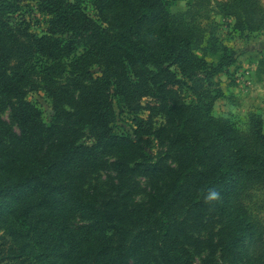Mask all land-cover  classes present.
I'll return each instance as SVG.
<instances>
[{"label": "trees", "instance_id": "1", "mask_svg": "<svg viewBox=\"0 0 264 264\" xmlns=\"http://www.w3.org/2000/svg\"><path fill=\"white\" fill-rule=\"evenodd\" d=\"M26 3L50 17L48 35L34 34L26 21L13 19ZM94 6L97 21L70 0H0V112L6 101L13 104L19 132L14 139L19 153L8 162L0 157V264H195L188 248L190 230L201 232L213 215L223 221L221 253L234 255L254 235L237 197L250 176L246 158L216 127L201 92L194 87L197 103L186 106L174 91L186 86L184 79L203 73L214 77L228 59L213 68L194 54L189 40L172 36L167 23L160 27L157 23L168 18L162 0H96ZM92 63L103 67V75L94 78L82 70L72 74V83L79 91L77 110L87 118H79L78 125L88 124L99 146L138 157L137 141L151 134L154 117L167 119L177 167L167 171L164 192H155L146 206L129 209L116 200L99 207L85 200L75 183L102 163L93 147L77 139L65 135L49 146L47 158L41 155L49 129L27 100L28 86L39 83L58 113L74 99L63 82L66 68ZM112 85L128 113L137 116L134 141L116 133ZM144 98L156 104L145 108ZM142 111L149 113L146 119ZM262 125L257 120L254 126L253 141L263 153L253 177L264 182ZM157 133L162 139L165 129ZM146 173L155 179L161 169ZM213 194L215 199H209Z\"/></svg>", "mask_w": 264, "mask_h": 264}, {"label": "rangeland", "instance_id": "2", "mask_svg": "<svg viewBox=\"0 0 264 264\" xmlns=\"http://www.w3.org/2000/svg\"><path fill=\"white\" fill-rule=\"evenodd\" d=\"M70 1L80 3L94 21L99 19L94 6L96 0ZM162 2L168 9V18L166 22L157 23L160 27L167 23L172 36L189 40L194 54L213 68L222 65L227 59L231 60H227L228 64L214 77L203 73L192 80L184 79L186 86L179 85L174 91L178 92L181 102L186 106L197 103L194 87L204 95V103L209 104L216 127L227 133L233 149L246 158L245 166L250 173L237 197L244 214L251 219L254 235L244 241L234 255L221 253L219 234L223 221L219 219L220 215H213L208 219V225L204 222L201 232L197 228L190 230L192 240L188 248L195 264H264V182L253 177L256 161L262 158L263 153L253 140L256 139L254 126L257 120L263 123L264 133V0ZM13 19L16 22L26 21L34 34L48 35L50 17L40 13L35 3L23 4L22 10ZM85 44L84 40L81 41L82 46ZM83 52L84 47L78 54ZM70 62V59L66 61L68 67ZM66 69L68 72L63 82L70 86L74 99L64 103L58 113L39 83L32 82L27 88V100L41 112L42 120L49 129L42 157L47 158L49 146L65 135L77 139L78 144L93 147L102 163L95 173L84 172L75 183V188L85 200H92L99 207L116 200H123L129 209L148 205L155 192H164L168 184L167 171L177 167V157L170 142L171 133L166 128V117L162 114L155 116L151 134L143 137V141H137L135 151L138 157L128 150L122 154L106 150L98 145L88 124L82 128L78 125L79 118H83V121L87 118L77 110L79 91L72 83L73 75L81 74L82 70L90 72L94 78L101 77L103 67L92 63L90 66ZM178 76L182 78L180 73ZM89 82L90 79H86L84 84L88 85ZM109 91L116 112V133L119 137L136 140L138 129L134 120L137 116L128 113L124 103L116 96L114 85ZM155 104L150 98L142 100L145 108ZM12 105L6 101L0 112V157L5 158V162H8V157H15L19 153L14 140L19 132L12 115ZM140 115L146 119L149 113L142 111ZM189 126L195 130L193 124ZM162 127L165 134L160 139L157 130ZM195 134L201 137L199 132ZM116 163H121L128 170L121 171ZM155 167L160 168L161 173L152 179L146 172ZM191 192L194 194L191 190L189 197ZM3 238L4 230L0 229V244Z\"/></svg>", "mask_w": 264, "mask_h": 264}, {"label": "clouds", "instance_id": "3", "mask_svg": "<svg viewBox=\"0 0 264 264\" xmlns=\"http://www.w3.org/2000/svg\"><path fill=\"white\" fill-rule=\"evenodd\" d=\"M209 199H215V195L213 194Z\"/></svg>", "mask_w": 264, "mask_h": 264}]
</instances>
